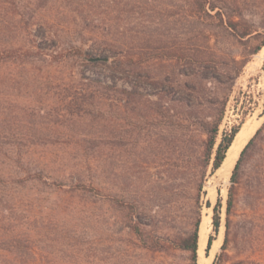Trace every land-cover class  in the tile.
Wrapping results in <instances>:
<instances>
[{"label": "trees", "instance_id": "16d2710c", "mask_svg": "<svg viewBox=\"0 0 264 264\" xmlns=\"http://www.w3.org/2000/svg\"><path fill=\"white\" fill-rule=\"evenodd\" d=\"M232 3L0 0V264H86L90 254L98 255L102 226L98 204L103 201H44L38 189L48 186L63 191L68 186L73 193L102 199L104 145L108 138L115 149L123 109L128 122L165 117L171 124L195 131L199 136L194 142L195 165L202 172L209 165L212 172L220 168L240 126L223 131L216 144L224 109L215 122L204 121L202 109L185 103L179 81L174 83L173 94L163 88L153 95L143 92V78L149 77L143 76L140 67L153 59L199 56L195 44L187 47L179 42L183 33L173 26L182 20L193 30L201 25L191 38L206 43L221 34L251 35L245 15ZM263 46L264 39L255 53ZM86 56L107 61L88 62ZM72 63L81 67L75 69ZM89 67L97 70L87 73ZM118 74L129 84L120 86L115 79ZM205 79L219 81L214 76ZM193 93L189 96L195 99ZM260 132L245 145L232 170L222 252L228 243L237 186ZM252 172L246 195L255 201L264 190V155ZM131 193L122 190L119 196L115 192L109 196L115 208L127 213L118 222H108V227H114L112 232L134 236L141 242L139 247L150 252L186 251L191 264H197L199 219L187 235H161L144 218L141 196ZM220 208L217 199L211 217L215 234ZM212 241L209 235L206 253Z\"/></svg>", "mask_w": 264, "mask_h": 264}, {"label": "rangeland", "instance_id": "374dc122", "mask_svg": "<svg viewBox=\"0 0 264 264\" xmlns=\"http://www.w3.org/2000/svg\"><path fill=\"white\" fill-rule=\"evenodd\" d=\"M232 5L245 15L251 35L237 38L221 34L212 36L206 43L201 38H191L193 33L202 29L201 25L193 30L182 20L181 24L173 26L174 31L183 33L179 42L187 47L195 44L201 52L199 56L166 61L153 59L140 67L143 76L149 77L143 78L146 86L143 92L153 95L157 89L163 88L173 94L174 83L179 81L185 103L202 109L204 121L215 122L224 109L216 144L223 131H229L235 125L240 126L239 131L246 126L250 128L240 149L261 130L251 149L253 156L247 161L237 186L225 251L221 250L225 234V204L232 170L241 150L226 173L220 169L212 172L211 165L202 172L194 162V142L199 138L195 131L171 124L165 117L147 121L136 118L128 122L124 119L126 112L123 109L118 120L115 149L108 138L104 145L105 190L102 199L90 193H73L68 186L63 191L48 186L38 189L44 201H103L98 204L102 217L98 255L90 254L86 264H191L186 251L150 252L139 247L141 242L134 236L112 232L114 227H108V222H118L127 213L115 208L109 196L114 192L119 196L122 190L132 191L131 194L137 192L141 196L139 202L145 207L144 218L152 223L154 231L169 238L191 233L199 219V239L201 222L207 220L206 241L203 249L197 250V264L200 261H208V264L214 261L220 264H264V190L255 201H250L246 195L247 177L254 176L253 166L264 155V46L255 53L264 39V0H233ZM71 66L76 69L81 64L72 63ZM94 70L97 69L89 67L87 73ZM180 73L184 75L180 76ZM209 76L218 77L220 82L206 80ZM163 78L165 82H162ZM115 79L122 87L129 84L128 79L119 74ZM191 93L195 99L190 98ZM105 131L107 135L108 128ZM111 172L116 176L113 177ZM217 199L221 204L220 227L215 234L211 217ZM209 235L213 236V241L206 253Z\"/></svg>", "mask_w": 264, "mask_h": 264}, {"label": "bare ground", "instance_id": "6f19581e", "mask_svg": "<svg viewBox=\"0 0 264 264\" xmlns=\"http://www.w3.org/2000/svg\"><path fill=\"white\" fill-rule=\"evenodd\" d=\"M249 129L250 128H247V126H246L236 134L234 141L232 142V145L230 146V148L228 149V151L226 153V158L219 168L220 170H222V172L226 173L232 167L234 159H235L236 155L238 154V151L241 147L242 141L245 140L248 133L250 132ZM206 222H207V220L205 221V219H204L201 222V225L199 228V239H198L199 247L198 248L200 250L203 249L205 241H206V237H205ZM208 263H209L208 261L207 262L206 261H200L199 262V264H208Z\"/></svg>", "mask_w": 264, "mask_h": 264}, {"label": "water", "instance_id": "95a60500", "mask_svg": "<svg viewBox=\"0 0 264 264\" xmlns=\"http://www.w3.org/2000/svg\"><path fill=\"white\" fill-rule=\"evenodd\" d=\"M85 60L86 61H88V62H105V61H107V58H104V57H101V56H86L85 57ZM236 136V135H235ZM235 138V137H234ZM233 141H234V139H233ZM232 141V142H233ZM248 143V142H247ZM231 145H232V143H231ZM230 145V146H231ZM245 147V146H244ZM243 147V148H244ZM230 148V147H229ZM228 148V149H229ZM243 148L241 149V151L243 150ZM228 151V150H227ZM241 151L239 152V154H238V158H239V156H240V153H241ZM227 153V152H226ZM225 158H226V155H225ZM225 158H224V160H225ZM223 160V161H224ZM238 160V159H237ZM236 160V161H237ZM223 163V162H222ZM236 163V162H235ZM222 165V164H221ZM235 166V165H234ZM197 260H198V258H197Z\"/></svg>", "mask_w": 264, "mask_h": 264}]
</instances>
